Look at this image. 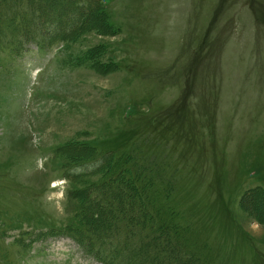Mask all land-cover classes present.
<instances>
[{
    "label": "rangeland",
    "instance_id": "374dc122",
    "mask_svg": "<svg viewBox=\"0 0 264 264\" xmlns=\"http://www.w3.org/2000/svg\"><path fill=\"white\" fill-rule=\"evenodd\" d=\"M98 1L118 33L32 26L0 48V264H103L64 234L70 140L160 147L183 169L175 201L198 254L264 264V224L239 202L264 187V0ZM100 44L116 69L73 63Z\"/></svg>",
    "mask_w": 264,
    "mask_h": 264
},
{
    "label": "trees",
    "instance_id": "16d2710c",
    "mask_svg": "<svg viewBox=\"0 0 264 264\" xmlns=\"http://www.w3.org/2000/svg\"><path fill=\"white\" fill-rule=\"evenodd\" d=\"M64 1L0 0V48L11 46L15 40L7 44V38L18 39L32 26L47 29V38H53V29L60 25L70 40L90 32H119L101 1ZM51 14L60 19H52ZM17 18L24 28L16 27ZM105 54L106 45H95L77 54L73 63L108 73L119 65L112 60L104 65ZM128 139L123 134L119 142L128 144ZM155 148L139 142L136 148L114 147L101 154L96 144L74 140L58 147L67 159V196L75 205V218L64 234L103 264H208L192 247L189 221L176 205L183 169H168L173 164L164 159L160 147ZM89 161L98 165L81 169ZM239 202L264 224V187L247 190Z\"/></svg>",
    "mask_w": 264,
    "mask_h": 264
}]
</instances>
